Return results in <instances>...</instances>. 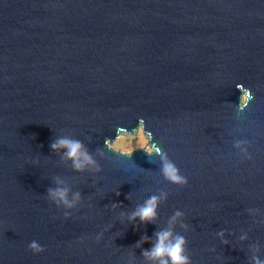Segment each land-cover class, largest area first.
<instances>
[{"label":"water","instance_id":"1","mask_svg":"<svg viewBox=\"0 0 264 264\" xmlns=\"http://www.w3.org/2000/svg\"><path fill=\"white\" fill-rule=\"evenodd\" d=\"M161 231L190 264H264V0H0V264H158Z\"/></svg>","mask_w":264,"mask_h":264},{"label":"clouds","instance_id":"2","mask_svg":"<svg viewBox=\"0 0 264 264\" xmlns=\"http://www.w3.org/2000/svg\"><path fill=\"white\" fill-rule=\"evenodd\" d=\"M239 91L241 92V103L239 105V110L242 112L249 106V102L254 98L249 89L244 88L242 85H237ZM239 146V145H238ZM50 147L53 151L59 149H66V156L72 160L74 167L77 170L83 169L84 165L81 163V158L87 161L89 164L94 163L92 158L89 156L88 152L84 149L82 143L78 140H70L66 138L58 139L56 142L52 143ZM164 174L166 178L175 184L185 185L187 180L179 175L177 168L171 164L166 163L164 166ZM50 196L59 203L62 201L68 207H73V205L67 199V191L65 189H58L53 191L49 189ZM77 199H79V194H77ZM157 197H151L144 206L140 207L137 212L133 215V219L139 218L142 223H153L156 219L157 210ZM177 216L180 215L179 212L176 213ZM157 241L151 248V250H146L144 255L152 260L158 262V264H190L189 257L186 254L185 249V238L180 235L173 236L171 231H161L156 233ZM29 249L36 255L42 254L45 249L41 245L32 241L29 245ZM255 264H262V262L256 258Z\"/></svg>","mask_w":264,"mask_h":264},{"label":"rangeland","instance_id":"3","mask_svg":"<svg viewBox=\"0 0 264 264\" xmlns=\"http://www.w3.org/2000/svg\"><path fill=\"white\" fill-rule=\"evenodd\" d=\"M148 138L142 130H139L137 133L131 136H120L114 142L113 147L116 150H121L123 152H130L136 148H146L149 149L148 146Z\"/></svg>","mask_w":264,"mask_h":264},{"label":"bare ground","instance_id":"4","mask_svg":"<svg viewBox=\"0 0 264 264\" xmlns=\"http://www.w3.org/2000/svg\"><path fill=\"white\" fill-rule=\"evenodd\" d=\"M146 135V134H145ZM124 136V135H123ZM146 137L148 138V136L146 135Z\"/></svg>","mask_w":264,"mask_h":264}]
</instances>
